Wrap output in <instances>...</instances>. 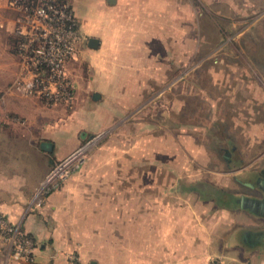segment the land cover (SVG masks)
Masks as SVG:
<instances>
[{"label": "crops", "instance_id": "0c3cea01", "mask_svg": "<svg viewBox=\"0 0 264 264\" xmlns=\"http://www.w3.org/2000/svg\"><path fill=\"white\" fill-rule=\"evenodd\" d=\"M196 3L76 0L82 38L67 70L87 61L93 74L79 77L72 106L14 87L20 74H0V214L36 242L35 260L30 262L12 257L0 235V264H70L72 253L82 264H264V170L260 176L256 169L233 167L228 153L226 171L236 170L237 183L211 188L207 195L196 183L171 184L166 198L159 185L152 194L147 182H117L116 174L100 162L105 152L99 151L47 196L43 206L35 204L55 162L162 94L166 14L172 16L173 30L196 41L198 22L190 16L203 13L196 6L216 21L225 14L212 6L225 5L232 15L246 18L247 25L230 21L231 29L242 33L255 29L250 23L264 16V0ZM90 38L99 40L98 48L90 47ZM142 120L147 132L158 127L153 120ZM151 138L157 140V150L141 152L144 165L152 154L164 155L168 162L178 160L182 151L175 150L174 138ZM164 141L170 146L160 149ZM162 169L157 168V175ZM140 171L142 178L148 173L143 167Z\"/></svg>", "mask_w": 264, "mask_h": 264}, {"label": "rangeland", "instance_id": "374dc122", "mask_svg": "<svg viewBox=\"0 0 264 264\" xmlns=\"http://www.w3.org/2000/svg\"><path fill=\"white\" fill-rule=\"evenodd\" d=\"M75 4L76 0H72L74 11ZM196 8L203 12L197 15V19L195 15L190 16L198 22L197 41L196 37L187 40L184 32L173 30L172 16L166 14L162 94L144 102L118 126L101 134L82 166L92 162L95 153L105 152L100 162L106 171L110 169L116 174L117 182H147L152 194L159 185V189H165L166 198L170 197L168 188L171 184L182 187L183 184L196 183L207 192L206 195L214 187L235 186L237 182L233 173L236 170L226 171L225 153L229 154L230 162L233 159V167H242L245 172L256 169L261 176L264 170V16L250 23L256 27L254 34L246 30L239 33L235 41L223 42L219 30L233 31L232 20L236 26L240 23L247 25L246 18L232 15L231 9L225 5L212 6L213 10H222L225 14L214 21L201 11L200 6ZM12 17L6 0H0V74H19L21 70L11 36L1 28L2 23L9 27ZM188 17L181 14L180 18L187 21ZM87 63H81V67H72L71 64L69 72L67 70L75 96L79 77L93 74ZM142 119L153 120L158 127L147 132L141 127ZM151 135L174 138L175 150L182 151L178 160L172 162L169 159L168 162L164 155L152 154L144 165L141 152L157 150V140ZM164 145L168 147L170 143L164 141L160 149ZM188 151L192 155L188 156ZM109 152L113 155H108ZM130 167L133 171L127 170ZM141 167L148 172L144 178ZM169 167L176 170L173 172ZM157 168H163L162 174L157 175ZM235 188L239 189V186Z\"/></svg>", "mask_w": 264, "mask_h": 264}, {"label": "built area", "instance_id": "2783aa9c", "mask_svg": "<svg viewBox=\"0 0 264 264\" xmlns=\"http://www.w3.org/2000/svg\"><path fill=\"white\" fill-rule=\"evenodd\" d=\"M6 7L13 13L12 25L2 27L16 39L14 52L21 66L13 86L50 103L73 104L75 92L67 76V63L79 51L82 32L72 0H6ZM100 136L85 140L55 162L38 191L36 206H43L46 197L81 168ZM0 235L9 244L12 257L35 260L36 242L3 214ZM68 257L70 264H82L78 254Z\"/></svg>", "mask_w": 264, "mask_h": 264}, {"label": "trees", "instance_id": "16d2710c", "mask_svg": "<svg viewBox=\"0 0 264 264\" xmlns=\"http://www.w3.org/2000/svg\"><path fill=\"white\" fill-rule=\"evenodd\" d=\"M221 32V41L223 42H228L229 40L233 39V41H235L234 39H236V37L239 35V33H241L242 31H239V30H233V31H225L224 29H220L219 30ZM255 30L252 29L250 33L254 34ZM228 33H230V35L228 36ZM249 34V33H248ZM11 42H12V46L14 47L15 46V42H16V39L15 37L11 36ZM220 44V42L217 44V46ZM216 47V46H215ZM240 47V45H239ZM229 142H231L229 140ZM199 188V187H198Z\"/></svg>", "mask_w": 264, "mask_h": 264}, {"label": "water", "instance_id": "95a60500", "mask_svg": "<svg viewBox=\"0 0 264 264\" xmlns=\"http://www.w3.org/2000/svg\"><path fill=\"white\" fill-rule=\"evenodd\" d=\"M99 43L100 42H99V40L97 38H90V42H89L90 47L98 48ZM250 201H252V200H250Z\"/></svg>", "mask_w": 264, "mask_h": 264}]
</instances>
